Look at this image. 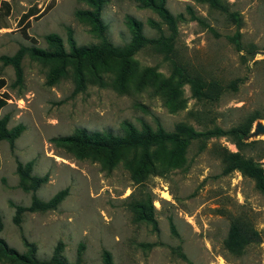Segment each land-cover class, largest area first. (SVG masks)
I'll list each match as a JSON object with an SVG mask.
<instances>
[{"label": "rangeland", "instance_id": "rangeland-1", "mask_svg": "<svg viewBox=\"0 0 264 264\" xmlns=\"http://www.w3.org/2000/svg\"><path fill=\"white\" fill-rule=\"evenodd\" d=\"M222 1L238 14L239 25L206 3L166 0L177 21L172 52L142 48L118 81L113 61L82 64L85 86L79 90L74 62L48 84L50 63L25 54L17 81L13 67L0 60V93L7 97L0 118L8 116V129L24 126L12 149L0 140V239L23 253L25 238L40 260L51 257L61 243L66 264H103L104 250L112 264H264V192L241 172L223 171L224 154L237 151L228 137L197 138L183 150L158 147L145 167L139 150L108 157L55 140L77 129L122 135L124 121L166 131L186 123L203 131L228 128L254 110L264 114V0ZM88 8L81 0H0V56L22 46L48 49L45 36L51 33L68 49L67 28L77 45L97 43L90 26L75 16ZM26 12L32 15L21 20ZM125 16L140 21L146 37L158 35L149 20L167 32L152 10L132 0H105L101 19L113 45L131 37ZM236 32L239 49L231 41ZM173 63L224 86L235 81L236 87H226L216 101L197 100L189 84L173 75ZM262 129L264 120H255L246 141L262 140L263 145L257 142L242 153L264 168ZM29 160L32 175H47L37 197L47 200L65 188L67 195L54 210L23 213L17 226L12 203L28 205L31 193L19 186L16 161ZM138 203L155 226L140 218ZM234 219L259 235L258 242L236 254L224 247ZM0 264L11 263L3 259Z\"/></svg>", "mask_w": 264, "mask_h": 264}, {"label": "trees", "instance_id": "trees-1", "mask_svg": "<svg viewBox=\"0 0 264 264\" xmlns=\"http://www.w3.org/2000/svg\"><path fill=\"white\" fill-rule=\"evenodd\" d=\"M89 8L77 10L75 16L86 22L99 39L97 43L88 46H79L76 44L72 31L67 28V44L65 48L62 39L56 34H47L45 41L48 49H42L35 46L20 47L13 55L0 56L3 64L13 67L17 81L22 77L21 60L25 54L32 58L40 59L41 61L51 64L47 75V83L53 84L61 75L65 73V67L69 62H74V76L76 77V89L82 90L85 86V77L83 76L82 64H96L98 66L107 65L113 61L116 64L114 73L115 81L123 78L124 73L128 70V63L132 56L139 50L145 47H150L155 51L163 54H169L173 50V40L177 34L176 17L170 13L166 7V0H132L138 7L148 8L152 10L160 19V22L166 26L164 31L158 22L149 20V24L154 27L158 35L156 37H146L142 30V23L133 17L125 16V24L131 33L128 42L123 45H113L105 36L106 25L101 19V10L105 0H81ZM208 4L214 10H217L227 16V18L237 25L240 18L236 12L229 10L227 4L222 0H196ZM32 13L26 12L21 17V20L27 19ZM239 33L236 32L231 41L235 43L237 48H240ZM172 73L180 81L189 84L191 95L200 101H216L226 87L234 88L236 83L231 82L228 86L222 85L216 80H205L202 76L196 73L185 70L179 64H172ZM100 79V78H97ZM100 83H103L102 81ZM4 85L0 78V89ZM7 97L0 93V109L7 102ZM263 119L264 114L259 110H254L245 115L238 123L228 127H214L209 130L197 131L192 126L186 123H176L172 131H166L162 126L157 125L152 128L150 125L143 123L140 128H137L128 121L123 122V134L115 135L111 132L95 131L88 133L84 129H77L73 134L59 137L55 140L78 145L80 148H90L95 151H102L108 157H113L121 151L133 150L141 152V167H145V161L150 156L151 151L158 147L174 151L176 149L183 150L188 144L197 138H211L214 136L228 137L235 145L237 151L224 154L225 173L237 170L247 177L251 178L256 187L264 192V168L256 159L245 156L242 152L246 147L257 142L262 143V140H250L248 138L252 124L255 120ZM8 116L0 118V140H6L10 148L14 146V140L23 131L24 126L17 124L8 129L6 124ZM264 149V147H263ZM33 161L26 162L16 161V174L19 180L20 188L25 192L31 193L30 202L28 205H16L14 207L13 222L19 225L22 214L25 212H45L54 210L67 195V189H61L53 194L49 199L42 200L36 195L38 188L47 181V175L37 176L32 175ZM136 210L139 209L140 218L145 219L155 226V222L151 216L147 215L145 206L142 203L135 205ZM26 251L20 253L14 248L9 247L3 239H0V261L5 259L11 264H66L62 257V245L58 243L51 257L40 260L36 257V247L33 243L22 238ZM259 235L251 226L241 219H234L230 223L226 238L224 240L225 249L232 254L239 253L243 248L250 243L258 242ZM103 264H112L111 257L108 251L102 252Z\"/></svg>", "mask_w": 264, "mask_h": 264}, {"label": "water", "instance_id": "water-1", "mask_svg": "<svg viewBox=\"0 0 264 264\" xmlns=\"http://www.w3.org/2000/svg\"><path fill=\"white\" fill-rule=\"evenodd\" d=\"M262 131L264 132V129H262Z\"/></svg>", "mask_w": 264, "mask_h": 264}]
</instances>
